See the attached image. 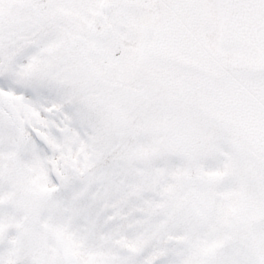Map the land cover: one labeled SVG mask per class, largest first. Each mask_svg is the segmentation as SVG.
<instances>
[{"label":"snow or ice","instance_id":"obj_1","mask_svg":"<svg viewBox=\"0 0 264 264\" xmlns=\"http://www.w3.org/2000/svg\"><path fill=\"white\" fill-rule=\"evenodd\" d=\"M0 264H264V0H0Z\"/></svg>","mask_w":264,"mask_h":264}]
</instances>
